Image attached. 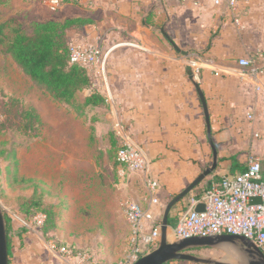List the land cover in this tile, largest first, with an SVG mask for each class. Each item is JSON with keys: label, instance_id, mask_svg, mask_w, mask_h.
Segmentation results:
<instances>
[{"label": "crops", "instance_id": "obj_1", "mask_svg": "<svg viewBox=\"0 0 264 264\" xmlns=\"http://www.w3.org/2000/svg\"><path fill=\"white\" fill-rule=\"evenodd\" d=\"M23 1L24 15L32 23H64L75 18L93 22L83 34L73 33L72 40L98 48L106 58L104 76L93 77L107 105L88 107L83 117L88 116L89 127L94 122L90 140L106 144L101 148L100 183L105 190L123 189L117 192V201L132 185L145 194L141 197L138 192L137 202L142 206L151 204V196L142 174L109 162L112 140L133 144L143 152L147 177L158 183L155 195L160 203L152 206L157 220L163 205L213 162L204 110L189 79L187 58L160 28L180 50L192 54L218 152V167L208 182L180 202L184 211L202 193L204 183L211 185L213 176L242 173L250 156L261 160L264 176V0H237L234 13L228 0H62L56 12L46 15L43 0ZM246 58L254 61L252 68L239 65ZM91 93H79L78 101L83 104ZM173 211L168 239L175 242L178 219L174 221ZM125 254L126 247L123 258Z\"/></svg>", "mask_w": 264, "mask_h": 264}, {"label": "rangeland", "instance_id": "obj_2", "mask_svg": "<svg viewBox=\"0 0 264 264\" xmlns=\"http://www.w3.org/2000/svg\"><path fill=\"white\" fill-rule=\"evenodd\" d=\"M23 2L0 0V24L11 22L4 30L7 39L13 36L12 29L27 30L32 25L30 16L24 15ZM42 8L43 15L51 14L50 0H43ZM27 109L35 110L41 120L33 128H27L22 115ZM90 135L88 116L84 118L73 105L55 103L2 51L0 44V204L15 224L10 236L12 244L15 238L17 245L11 246V264H56L46 250L50 239L89 250L98 264L122 261L129 235L125 204L129 200L137 202L138 194H145L132 185L117 201V192L123 189L102 188L101 148L106 144L90 140ZM117 148L118 144L111 145L107 151L112 164ZM217 178L213 176L211 183ZM209 186L204 183L199 191L203 193ZM33 198H44L56 206L58 228L54 233L43 235L38 229L44 220L41 216L32 222L28 233L16 227L25 226L19 208ZM169 201L161 209L160 222ZM173 210L176 222L185 208L179 203ZM169 241L173 242L172 238ZM222 246H229L232 257ZM187 252L215 261L229 257L231 264H246L241 260L245 255L238 244Z\"/></svg>", "mask_w": 264, "mask_h": 264}, {"label": "built area", "instance_id": "obj_3", "mask_svg": "<svg viewBox=\"0 0 264 264\" xmlns=\"http://www.w3.org/2000/svg\"><path fill=\"white\" fill-rule=\"evenodd\" d=\"M62 4V0H50L51 11L56 12ZM228 8L234 13L237 0H228ZM235 23L240 26L238 19H235ZM72 61L87 66L93 76L98 78L104 76L106 58L98 48L73 44ZM239 65L252 68L254 61L241 59ZM117 156L119 163L127 170L144 176L151 196V204L148 207L134 200H129L125 204L124 216L129 226V235L126 254L119 264H135L140 258L157 249L160 244L161 222L155 218L152 208L153 205L160 203L155 195L158 183L147 177L148 163L137 146L122 143ZM254 198H260L261 203H253ZM199 204L204 205L203 212L196 211L195 208ZM39 216L44 218L38 215L33 221ZM44 220L40 222L41 226ZM24 223L27 228L32 224L25 221ZM173 234L175 241L193 237L242 236L264 252V176L261 160L256 156H250L247 168L242 173L223 177L221 182L213 183L200 197L192 198L190 207L180 214ZM47 248L56 258L57 264H98L88 253L77 254L69 247L50 242Z\"/></svg>", "mask_w": 264, "mask_h": 264}, {"label": "trees", "instance_id": "obj_4", "mask_svg": "<svg viewBox=\"0 0 264 264\" xmlns=\"http://www.w3.org/2000/svg\"><path fill=\"white\" fill-rule=\"evenodd\" d=\"M10 23L8 21L0 24V44L2 45V51L9 55L19 69L30 77L35 86L50 96L55 103L68 106L73 105L75 110L80 111L82 116L85 115V110L88 107H105L107 105V98L103 91L100 88L94 87L95 80L87 66L72 61V46L74 42L72 40V34H83L85 29L93 23L92 20L75 18L67 20L64 23L54 21L32 23L27 30L22 27L12 29L13 36L7 39L4 30L10 26ZM85 90H92V93L81 104L77 99L78 94ZM22 115L28 123L27 128H33L35 124L38 125L41 122L40 117L33 109L24 110ZM90 131H94L93 121L90 125ZM34 137L36 138L38 135L35 134ZM111 143L113 147L118 144L115 162L113 164L114 166L121 165L118 161L117 154L122 148V143L117 140H112ZM109 162L111 163L110 159ZM103 163L104 158L102 157L100 164ZM222 179L223 177L217 178L216 182L213 183L221 182ZM211 185L203 193L209 190ZM202 194L197 195V197H200ZM56 209L54 204L47 202L44 198H33L19 208L22 213L21 217L27 223H32L38 215L44 216V223L38 228L43 235H49L57 230ZM4 217L9 248V264H11L10 249L12 242L10 234L15 224L6 213H4ZM172 222L173 220L169 218V226L172 225ZM16 227L23 233H28L29 231L23 225H16ZM50 240L49 242H53L58 246L74 249L77 254L88 253L90 255L89 250L76 249L74 246L61 244L53 239ZM197 249L200 248L188 249L184 253L191 254L187 251ZM181 263V261H174L168 264Z\"/></svg>", "mask_w": 264, "mask_h": 264}, {"label": "water", "instance_id": "obj_5", "mask_svg": "<svg viewBox=\"0 0 264 264\" xmlns=\"http://www.w3.org/2000/svg\"><path fill=\"white\" fill-rule=\"evenodd\" d=\"M160 32L163 36L172 44L176 51L180 52L187 58V72L189 79L196 88L202 107L204 110V116L207 127V138L213 152L212 165L206 168L185 190L171 199L164 211L163 219L161 222V239L157 249L152 251L146 256L140 258L135 264H168L174 261L191 262L195 264H231V253L228 251L227 246L225 248L228 258L224 261H215L211 259H205L197 257L191 254L184 253L185 250L192 248H215L228 243L238 244L244 252V257L241 259L246 264H264V252L259 249L254 243L242 236L224 235L215 237H193L181 241L170 242L168 239L169 217L173 208L182 202L187 196H189L197 187L203 183L207 178L212 176L218 167V152L213 141V129L211 125L209 108L205 99V95L196 81L193 71L192 54L189 51H183L172 41L169 35L165 32L164 28H160ZM253 203H261L260 198H254ZM197 212L204 211V205L199 204L196 206ZM0 264H9V248L6 231V222L4 217L3 208L0 204Z\"/></svg>", "mask_w": 264, "mask_h": 264}]
</instances>
